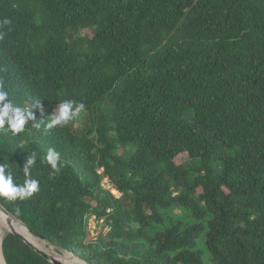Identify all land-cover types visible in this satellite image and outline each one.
<instances>
[{"label":"trees","instance_id":"obj_1","mask_svg":"<svg viewBox=\"0 0 264 264\" xmlns=\"http://www.w3.org/2000/svg\"><path fill=\"white\" fill-rule=\"evenodd\" d=\"M0 81L42 100L24 132L0 130L16 183L37 157L39 191L0 198L33 230L92 264H208L200 246L264 264V0H0ZM66 99L85 107L48 129ZM91 215L109 227L95 239ZM3 247L54 264L15 234Z\"/></svg>","mask_w":264,"mask_h":264},{"label":"clouds","instance_id":"obj_2","mask_svg":"<svg viewBox=\"0 0 264 264\" xmlns=\"http://www.w3.org/2000/svg\"><path fill=\"white\" fill-rule=\"evenodd\" d=\"M42 100L33 99L30 105L18 106L9 98V92L0 81V130L10 132L13 136L24 132L26 124L35 119L33 106L41 107ZM84 104L66 99L58 103V107L47 117L48 129L64 126L73 120L83 109ZM39 127V125H36ZM36 154L27 158L24 166L20 168L24 177L23 183H16V173L10 170L9 165L0 162V198L10 201L25 200L33 197L39 191V181L32 177L31 170L36 164ZM42 162L50 165L51 169L58 172L60 154L55 149H48ZM19 211V210H17Z\"/></svg>","mask_w":264,"mask_h":264},{"label":"water","instance_id":"obj_3","mask_svg":"<svg viewBox=\"0 0 264 264\" xmlns=\"http://www.w3.org/2000/svg\"><path fill=\"white\" fill-rule=\"evenodd\" d=\"M0 207H2L3 209H5L6 211H8L11 215H13L17 220H19L29 231L30 234L32 235H35V236H38L42 239H46L50 242L51 246L53 247V249L60 255V257H57V256H54L52 255L51 253H48L44 250H42L41 248L37 247L32 241H30L24 234H22L21 232H19L18 230L16 229H11V231L8 233H12V234H15L16 236H18L19 238H21L23 241H25L26 243H28L31 247H33L38 253H40L41 255H43L45 258H47L49 261H51L52 263L54 264H73L71 262H69L68 260H66L65 258L61 257V256H64L65 254L67 253H70L74 259L76 260H79V262H84L83 264H92L90 262H88L87 260L75 255L74 252H69V251H65L63 250L62 248H60L58 245H56L55 243H53L51 240L47 239L43 234L33 230L27 223H25L23 220H21L18 216H16L14 213H12L10 210H8L4 205L3 203L1 202L0 200ZM7 234V235H8ZM6 235V236H7ZM5 236V237H6ZM5 237L3 238L2 240V245H1V252H2V255L6 261V257H5V253H4V247H3V244H4V239ZM66 252V253H65ZM7 263V261H6ZM8 264V263H7ZM75 264H82V263H75Z\"/></svg>","mask_w":264,"mask_h":264},{"label":"bare ground","instance_id":"obj_4","mask_svg":"<svg viewBox=\"0 0 264 264\" xmlns=\"http://www.w3.org/2000/svg\"><path fill=\"white\" fill-rule=\"evenodd\" d=\"M16 229L19 232H21L22 234H24L30 241H32L37 247L41 248L42 250L49 252L47 249H45L44 247H42L38 241H44V242H48L50 243L48 240L46 239H42L38 236L32 235L29 233L28 229L24 226V228H22L21 226H19V224L17 223L16 219L14 218L13 215H11L8 211H6L5 209H3L2 207H0V264H7L2 252H1V245H2V240L3 238L11 231V229ZM54 256L60 257L59 254H53ZM63 258H65L66 260H68L69 262L75 264V263H84V262H79V260L74 259L73 257L69 255H64L61 256Z\"/></svg>","mask_w":264,"mask_h":264},{"label":"rangeland","instance_id":"obj_5","mask_svg":"<svg viewBox=\"0 0 264 264\" xmlns=\"http://www.w3.org/2000/svg\"><path fill=\"white\" fill-rule=\"evenodd\" d=\"M78 123H80V122H78ZM103 183H104V186L106 188H111L109 182L107 181V178H104L103 179ZM112 192L115 195H117V196H120L121 195L115 189H113ZM87 228H88V231L90 232V236L92 238H94V239L97 238L98 235L101 232L102 233H107L109 231V227H107V226L104 225V220L103 219H93V216L92 215L87 219ZM200 249L204 253V257L207 260L208 264H213V262L210 261V257H209V253H208L207 249L204 248L203 246H200ZM67 254H70V253H67ZM70 256L73 257L71 254H70Z\"/></svg>","mask_w":264,"mask_h":264},{"label":"built area","instance_id":"obj_6","mask_svg":"<svg viewBox=\"0 0 264 264\" xmlns=\"http://www.w3.org/2000/svg\"><path fill=\"white\" fill-rule=\"evenodd\" d=\"M93 216V219H97L96 215H92Z\"/></svg>","mask_w":264,"mask_h":264}]
</instances>
